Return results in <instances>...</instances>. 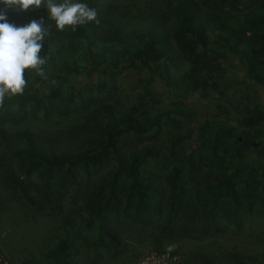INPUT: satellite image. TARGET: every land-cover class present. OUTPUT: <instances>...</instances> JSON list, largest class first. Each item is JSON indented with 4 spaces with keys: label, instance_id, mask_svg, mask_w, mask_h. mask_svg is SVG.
Segmentation results:
<instances>
[{
    "label": "trees",
    "instance_id": "1",
    "mask_svg": "<svg viewBox=\"0 0 264 264\" xmlns=\"http://www.w3.org/2000/svg\"><path fill=\"white\" fill-rule=\"evenodd\" d=\"M160 1L146 11L78 0L67 26L31 14L21 23L0 5V223L23 212L57 230L23 264H97L155 235L201 242L182 264H264V249L202 244L264 220V110L235 104L216 71L240 54L264 85V0ZM126 68L217 112L203 118L198 102L163 106L153 94L124 106L114 78ZM101 71L98 84L70 85ZM252 152L261 160L249 166Z\"/></svg>",
    "mask_w": 264,
    "mask_h": 264
},
{
    "label": "rangeland",
    "instance_id": "2",
    "mask_svg": "<svg viewBox=\"0 0 264 264\" xmlns=\"http://www.w3.org/2000/svg\"><path fill=\"white\" fill-rule=\"evenodd\" d=\"M78 0H0V5L8 9L17 17V21L25 23L31 17L29 15H35L40 17L42 21L46 19H53L54 22L67 26L68 20L73 12V8L77 4ZM101 3H105V0H98ZM121 3H133L140 5L143 9L148 11L149 7L158 6L162 1L157 0H115ZM18 9L20 11H18ZM141 26V25H140ZM129 25L130 31L133 29L144 28L145 26ZM62 27V26H61ZM129 31V32H130ZM25 47H21L20 52H23ZM230 62L225 63L223 67L216 68V71L225 70V76L221 80L222 83L229 86L228 97L235 104L241 106H255L264 110V85L258 84L255 81L249 79L245 75L244 63L241 60L240 54H234L229 57ZM187 66H184L186 68ZM221 68V69H220ZM103 71L95 73L94 76L89 79L86 76H75L70 85L75 87H82L86 84H98L100 81L107 79L104 76ZM181 73V72H180ZM116 90L114 92V100L122 103L124 106L132 107L138 102L144 101V95L153 94L160 98L162 105L166 106L173 100H183L185 102H198L200 104H209L207 99L202 98L198 93H188L181 99L175 91L167 88L164 80L152 76L147 69H134L126 68L121 72L115 73ZM150 80V81H149ZM109 81V80H106ZM240 82H243L242 88H236ZM171 90V91H170ZM215 95V94H214ZM164 112L165 107L159 105ZM215 110L214 104L211 107H204L201 109V115L205 112H213ZM221 120L223 118H220ZM161 134V133H160ZM162 136L158 135V139ZM127 144H133L134 140L131 137L127 138ZM145 144L152 145L153 143L146 140L142 143H135L138 148L143 147ZM247 165H257L261 156L259 153L252 152L248 159ZM115 162L103 167L100 171L101 175L107 176L115 168ZM99 178V177H98ZM19 215H13L15 221L10 222L8 218L5 222L0 223V264H23V260H28L38 257V254L46 247L48 242L52 241L56 236L57 230L51 219L47 217H31L26 221ZM258 222V221H257ZM259 224L252 222L254 228L248 229L243 227L242 230L236 233L222 234L216 238H210L202 242L205 246L210 244L211 241L218 242L221 245L227 247L236 246L240 251H255L264 249V220H259ZM26 223V224H24ZM85 232V231H84ZM147 238L139 237V240L128 239L127 241L133 244V251L128 254H124L121 257H117L113 260L104 259L100 260L97 264H182L183 256L190 254L197 249V246L201 242L195 240H181L171 239L166 237H159L157 235ZM217 243V244H218ZM160 247L163 251L160 253L156 251V248ZM247 253V252H246ZM190 256V255H189ZM85 261V260H83Z\"/></svg>",
    "mask_w": 264,
    "mask_h": 264
},
{
    "label": "flooded vegetation",
    "instance_id": "3",
    "mask_svg": "<svg viewBox=\"0 0 264 264\" xmlns=\"http://www.w3.org/2000/svg\"><path fill=\"white\" fill-rule=\"evenodd\" d=\"M219 82H223L224 80H218ZM197 107H201V108H203V107H211V106H203V104H199V106H197ZM215 113L217 112L216 110L214 111ZM208 117H210V113L209 112H205V114L203 115V118H208Z\"/></svg>",
    "mask_w": 264,
    "mask_h": 264
},
{
    "label": "water",
    "instance_id": "4",
    "mask_svg": "<svg viewBox=\"0 0 264 264\" xmlns=\"http://www.w3.org/2000/svg\"><path fill=\"white\" fill-rule=\"evenodd\" d=\"M191 104H194V102H191ZM197 106H199V104H197Z\"/></svg>",
    "mask_w": 264,
    "mask_h": 264
},
{
    "label": "built area",
    "instance_id": "5",
    "mask_svg": "<svg viewBox=\"0 0 264 264\" xmlns=\"http://www.w3.org/2000/svg\"><path fill=\"white\" fill-rule=\"evenodd\" d=\"M177 264V263H176ZM179 264V263H178Z\"/></svg>",
    "mask_w": 264,
    "mask_h": 264
}]
</instances>
